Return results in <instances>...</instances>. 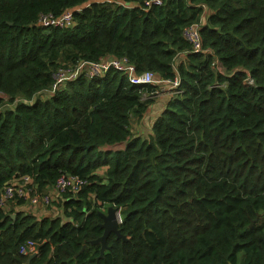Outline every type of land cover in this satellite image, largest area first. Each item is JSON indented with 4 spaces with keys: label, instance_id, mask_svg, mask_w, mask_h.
<instances>
[{
    "label": "trees",
    "instance_id": "1",
    "mask_svg": "<svg viewBox=\"0 0 264 264\" xmlns=\"http://www.w3.org/2000/svg\"><path fill=\"white\" fill-rule=\"evenodd\" d=\"M144 1L0 0V191L23 176L38 192L63 174L87 180L52 200L60 216L1 210L0 264H264V0ZM67 9L71 27L37 22ZM191 24L199 52L182 36ZM107 56L179 76L146 137L131 127L158 84L110 69L50 94L60 66ZM109 206L126 241L109 234L98 258L88 242Z\"/></svg>",
    "mask_w": 264,
    "mask_h": 264
},
{
    "label": "built area",
    "instance_id": "2",
    "mask_svg": "<svg viewBox=\"0 0 264 264\" xmlns=\"http://www.w3.org/2000/svg\"><path fill=\"white\" fill-rule=\"evenodd\" d=\"M162 0H146L144 6H150L151 3L160 4ZM75 10H64L60 16L40 13L37 22L43 26H56L60 28H68L73 25V13ZM200 24H191L184 27L182 36L190 45L191 50L199 52L202 50ZM178 61V58H177ZM215 68L222 73V70L217 62H214ZM110 69L122 72L126 75L130 84L136 86L155 85L158 87L150 92L142 94L141 100L156 98L160 92L169 93L171 97L181 94L182 87L179 76L174 75L171 79H160L151 71H143L137 73L135 66L127 59V57H102L98 61H79L74 66H60L53 74V83L50 94L64 87L67 82L74 81L80 76L87 79L100 78ZM248 83H252L251 79H247ZM162 84L161 89L160 85ZM2 96V95H1ZM31 177L23 176L18 181L7 184L0 191V211L13 206L17 211H24L28 208L37 206L49 207L52 200H60L66 193H75L82 189L87 180L77 175H60L54 185L46 192H38L36 185L31 186ZM22 202V205L18 203ZM117 223H121V217L117 214ZM19 253L26 257L35 256L38 254V244L33 240H28L19 247Z\"/></svg>",
    "mask_w": 264,
    "mask_h": 264
},
{
    "label": "crops",
    "instance_id": "3",
    "mask_svg": "<svg viewBox=\"0 0 264 264\" xmlns=\"http://www.w3.org/2000/svg\"><path fill=\"white\" fill-rule=\"evenodd\" d=\"M160 88L162 87V84H159ZM170 94L166 92H160L157 97L155 98L154 102L149 106L148 111L146 114L143 116L141 120L138 122H135L132 124L131 131L134 135L141 136V137H146L151 133V127L154 123L155 118L159 115L161 110L163 109L165 101L169 98ZM123 144L113 146V147H107L106 150H117V149H122ZM47 190H49L47 188ZM27 213H31L35 215L38 218L41 217H46V214H43L44 210L43 207H40L37 209V213L34 214L32 211H27ZM43 214V215H42Z\"/></svg>",
    "mask_w": 264,
    "mask_h": 264
},
{
    "label": "water",
    "instance_id": "4",
    "mask_svg": "<svg viewBox=\"0 0 264 264\" xmlns=\"http://www.w3.org/2000/svg\"><path fill=\"white\" fill-rule=\"evenodd\" d=\"M117 210L113 206L107 207L105 212H99V215L102 219V222L100 223V228H102L103 233L102 235L95 239L88 242L89 245H99V257L101 258L104 251L109 248L106 245V239L109 234L114 233L117 238L121 239L122 241H126V238L120 234L118 230V223L116 221L117 218ZM12 218L15 217V214L11 215ZM86 245H83L82 250L85 248ZM34 256H31L29 259L33 258Z\"/></svg>",
    "mask_w": 264,
    "mask_h": 264
},
{
    "label": "rangeland",
    "instance_id": "5",
    "mask_svg": "<svg viewBox=\"0 0 264 264\" xmlns=\"http://www.w3.org/2000/svg\"><path fill=\"white\" fill-rule=\"evenodd\" d=\"M99 1H102L103 2L105 0H99ZM177 63H180L179 60L177 61ZM216 87H219V86L214 85L211 88H216ZM40 207H43V206H37V207H34V208H28L27 211H32V212H34V214H36L37 213V209H39ZM43 210H44L43 214H46L47 216H52L53 217V216H60V215H62V207H60L59 205H53V206H49V207H43Z\"/></svg>",
    "mask_w": 264,
    "mask_h": 264
},
{
    "label": "clouds",
    "instance_id": "6",
    "mask_svg": "<svg viewBox=\"0 0 264 264\" xmlns=\"http://www.w3.org/2000/svg\"><path fill=\"white\" fill-rule=\"evenodd\" d=\"M117 214H119V213H117ZM116 221H117V218H116ZM119 225V224H118Z\"/></svg>",
    "mask_w": 264,
    "mask_h": 264
}]
</instances>
